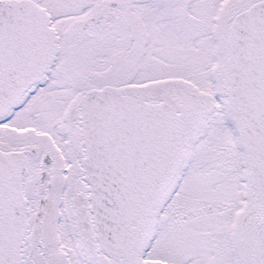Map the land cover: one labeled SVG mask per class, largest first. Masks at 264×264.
Here are the masks:
<instances>
[{
    "label": "snow or ice",
    "instance_id": "1",
    "mask_svg": "<svg viewBox=\"0 0 264 264\" xmlns=\"http://www.w3.org/2000/svg\"><path fill=\"white\" fill-rule=\"evenodd\" d=\"M0 264H264V0H0Z\"/></svg>",
    "mask_w": 264,
    "mask_h": 264
}]
</instances>
